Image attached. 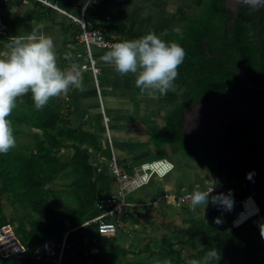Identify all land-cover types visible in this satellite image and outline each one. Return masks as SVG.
<instances>
[{
	"label": "trees",
	"instance_id": "1",
	"mask_svg": "<svg viewBox=\"0 0 264 264\" xmlns=\"http://www.w3.org/2000/svg\"><path fill=\"white\" fill-rule=\"evenodd\" d=\"M247 10L240 8L234 17L227 0H206L204 26L195 28L198 26L194 21H189L181 45L185 56L178 68L184 77V87L189 89L187 99H203L230 90L235 102L264 101V90L252 88L223 63L237 64L251 84H264V10H252L256 17L247 16ZM212 23L217 24L216 33ZM169 92L177 100L179 95ZM182 110V106L177 107L168 124V129L179 135L183 127ZM78 117L67 98H52L40 110L35 108L30 93L17 99L8 119L15 138L27 131L30 136L7 154H0V194L7 196L14 215L10 218L0 202L1 225L16 223L19 237L29 246L32 240L38 244L50 236L61 238L70 230L64 264H146L147 260L154 264L155 259L165 258H170L173 264H184L189 249L193 258H199L212 248L220 252L217 264H264L259 255L264 250V238L257 226L258 221H264V212L233 227V216L215 209L212 197H218L217 194L209 198L206 207L181 205L185 214L180 219L181 227L169 224L154 227L152 239L144 247L127 245L119 236L101 238L96 223L83 225L101 213L97 203L117 187L110 173L98 171V158L104 156L106 148L103 133ZM256 125L249 117L234 126L227 125V130L235 138H251ZM186 143L190 146L189 158L198 160L201 166L205 163L213 166L209 171L221 175L237 199L250 193L249 165L238 160L221 162L199 144ZM175 164L179 172L181 165ZM184 167L192 174V165L187 162ZM58 179L66 181L59 183ZM159 209L163 208L154 210ZM215 218L221 222L215 223ZM32 253L30 246L25 256L10 258L12 264H50Z\"/></svg>",
	"mask_w": 264,
	"mask_h": 264
},
{
	"label": "crops",
	"instance_id": "2",
	"mask_svg": "<svg viewBox=\"0 0 264 264\" xmlns=\"http://www.w3.org/2000/svg\"><path fill=\"white\" fill-rule=\"evenodd\" d=\"M49 1L55 3L60 8L70 11H77L75 6L79 7L88 3V18L101 27L108 36L119 38L121 41L136 39L149 31H154L166 43L175 42L180 46L183 41V31L188 26L190 17L205 2L204 0ZM0 7L9 27L7 37H0V51L5 50L9 37L31 32L33 28L42 24L43 29L41 31L50 36L54 41L58 55V65L62 69L68 68L72 62L80 65L84 61L85 49L82 50V44L77 42L76 24L60 11L37 0H30L28 3H23L20 0L1 1ZM108 50L93 47L100 67L98 87L93 74L90 71H86L81 79L85 88L84 91L70 88L67 94L60 96L61 98L68 99V104L78 114L80 120L94 129L98 126L99 130L103 133L106 148L104 156L98 158V165L101 164L102 171L106 173L109 172L107 163L111 150L108 144L104 113L109 117V134L116 156L120 163L129 168L141 162L153 160L147 158L149 156L146 154L147 151L144 150L145 142L148 139L150 140L152 136H157L158 134L165 136L172 131L168 129V124L171 114H173V111L177 107L182 106L183 108V122L186 111L193 113V110L187 109L185 106V103L189 99H187L188 93L184 94L183 92L189 91V89L183 85L184 77L182 73H178V77L174 81L176 85L175 93L179 95L177 100L174 101V93L170 92L159 96V98H154L147 94H142L135 87V77L132 74L121 76L115 72L111 65L101 60L103 54ZM66 52L72 54V61L63 59V55ZM181 135L184 137V141L188 142L182 133ZM204 172L207 171L205 170ZM209 173H212L211 175H218L213 172ZM166 178L153 179L148 187L140 189V195L149 198L164 189H181L182 187H186L178 182L173 184L171 182L172 177L164 181ZM196 183L200 184L201 182ZM1 186L0 181V189ZM201 186L200 189H194L191 186V191H200L205 188L204 185ZM148 189L149 195L146 194V190ZM137 192L138 190L129 195L130 201H141L135 197L136 194H139ZM8 203L10 202L8 201ZM4 210L7 213L5 206ZM12 224L14 225V223ZM120 239L127 245H130L127 243L125 236L120 237ZM35 242L37 240L30 241V244H32L30 246H39L42 243L37 244Z\"/></svg>",
	"mask_w": 264,
	"mask_h": 264
},
{
	"label": "clouds",
	"instance_id": "3",
	"mask_svg": "<svg viewBox=\"0 0 264 264\" xmlns=\"http://www.w3.org/2000/svg\"><path fill=\"white\" fill-rule=\"evenodd\" d=\"M43 25L33 28L23 35L11 36L0 51V154H7L16 146V138L11 121L8 119L16 107L17 99L31 94L37 110L43 109L50 99L67 94L70 88L84 91L80 79V67L70 63L62 69L58 65V55L53 39L44 34ZM185 53L175 42L163 41L154 31L131 40H122L111 45L101 60L111 65L121 76L132 74L135 87L142 94L154 98L175 91L174 81ZM63 59L72 61V54L66 52ZM251 173L248 178H251ZM210 192L195 190L189 195L193 208L209 203ZM212 202L229 206V197L222 200L212 197ZM214 222L219 224V218ZM257 226L264 238V221ZM190 251L184 255V264H217L220 252L217 248L207 250L202 257L193 258ZM154 264H173L170 258L155 259Z\"/></svg>",
	"mask_w": 264,
	"mask_h": 264
},
{
	"label": "built area",
	"instance_id": "4",
	"mask_svg": "<svg viewBox=\"0 0 264 264\" xmlns=\"http://www.w3.org/2000/svg\"><path fill=\"white\" fill-rule=\"evenodd\" d=\"M8 1V0H0ZM23 3H28L30 0H20ZM47 6L55 8L63 13L68 19L76 24L77 42L85 46V58L79 65L80 79L86 71H90L96 81L98 87V76L100 74V67L97 58L94 54L93 47L100 49H110L115 42H120L119 38L110 37L99 26H97L87 16L88 3H85L75 8L77 11H70L60 8L55 3L49 0H37ZM8 24L4 18L2 8L0 7V37H7ZM105 127L107 131L108 144L111 150L108 159V167L110 174L115 178V186L117 189L104 197L97 203V207L101 213L84 223L83 225L93 222L97 224V235L101 238H114L120 234V229L125 231L121 218L123 216L129 218L130 212L135 206H144L148 209H156L169 206H181L190 204L189 195L193 192L186 187L181 189H164L157 192L147 200L139 202H132L129 200V195L142 189L153 181V179H163L171 174L176 167L174 161L169 158H156L149 161L139 163L134 167L124 166L119 162L112 139L109 134V117L104 113ZM102 170L101 164L98 165V171ZM200 191L210 192L211 197L217 194L219 199L229 197L231 203L225 206L222 203H215V209L232 215L231 225L238 227L250 218L258 215L262 211V207L253 193H248L242 199H237L223 184L210 185ZM70 230L66 231L61 238L47 237L38 246L32 247V255L38 259H44L50 264H64L66 250L69 246L68 234ZM30 250V246L24 243L19 237L15 225L12 223L0 224V263L2 260H7L13 257L25 256Z\"/></svg>",
	"mask_w": 264,
	"mask_h": 264
},
{
	"label": "rangeland",
	"instance_id": "5",
	"mask_svg": "<svg viewBox=\"0 0 264 264\" xmlns=\"http://www.w3.org/2000/svg\"><path fill=\"white\" fill-rule=\"evenodd\" d=\"M204 1L205 2H203L199 10L189 19V21L193 20L194 24L198 26L195 28H200L204 26V22H205L204 18L206 16V0ZM211 26L214 27L213 30L216 33L215 30L217 24L212 23ZM81 47L82 50L85 49L84 45H81ZM188 92L189 91H184L183 93L186 94ZM196 100H189L188 102H186L185 106L187 107V109L188 108L191 109L192 105L196 102ZM95 128L98 132H101L98 126H96ZM172 131L170 133H167V135L165 136L161 134H158L157 136H152V138H150V140L148 139V141H146L144 145V150L147 151L146 154H148L149 156L147 158L155 159L159 157H168L175 163L181 165L179 172L174 170L164 181L172 177L171 182L173 184H175V182L182 183L184 186H186L188 190H191V186L194 189H200L202 187L201 185H204L205 188L210 185H218V184L225 185L221 175H214V174L211 175L212 173H209L208 171L204 172L205 170L202 169L203 167H201L198 160L196 161V159L194 158H189L190 146L184 141V137L182 135H179L178 133ZM29 136L30 134L28 131L23 134H19L18 137L16 138V144L29 140ZM187 162L193 166L191 171L192 174H190V169L184 167L185 163ZM199 165L200 167H198ZM209 166H210L209 163H205V167L209 168ZM210 167L213 168V166ZM108 171H109L108 173H110L109 167H108ZM191 175L194 176V178L196 176V179H194ZM58 181L59 183H63L66 181V179H58ZM195 182H201V183L195 184ZM139 192H141L140 189L138 190L137 193ZM135 197L137 200L148 199L147 196L140 195V193L136 194ZM0 201L4 204L6 211L9 214V217L13 218L14 217L13 208L11 207V202L8 203V200L6 201L5 194L0 195ZM162 208L163 209L152 210L146 207L144 209V206L133 207V210L130 212L129 218L125 216L121 218L126 229L125 231H123L122 234H119L120 235L119 237L125 236L127 243H129L130 245H140L144 247L152 239L154 227H160L164 224H169L173 228L181 227L180 219L182 215H185L184 211L181 209V206L172 207L168 209L167 207H162ZM154 236H156V234H154ZM189 251L192 250L189 249L188 252ZM2 264H12V260L11 259L4 260ZM146 264H153V262L147 260Z\"/></svg>",
	"mask_w": 264,
	"mask_h": 264
},
{
	"label": "flooded vegetation",
	"instance_id": "6",
	"mask_svg": "<svg viewBox=\"0 0 264 264\" xmlns=\"http://www.w3.org/2000/svg\"><path fill=\"white\" fill-rule=\"evenodd\" d=\"M235 1L237 2V0ZM240 8L248 9L249 11L247 10L248 12L246 15L249 17H256L257 15L256 13L252 12V10H255L254 8H249L241 4L235 5L234 3L228 6V9L231 10V14L234 17L237 16ZM206 44L207 41L204 38V54L207 53L206 48L208 47L206 46ZM223 63L226 68L235 72L236 74H238L237 72L241 73L240 68L237 64L227 63L226 61H223ZM231 102L236 103L231 97L230 90H225L221 94L216 96H210L203 99L199 98L191 107L193 113L189 111L185 112V119L182 125L183 127L181 133L185 136L186 140L189 143L199 144L202 148L210 150L221 160V162L238 160L240 162H245L247 165H249L254 152L253 138H242L241 136L235 138L227 130V125L234 126L238 121H245L249 117L253 119L254 124H257V119L254 116H245L243 118H239L233 123H227L223 131L220 129L219 126H215L212 129H208L207 124H202L200 118H198L201 109L209 105L218 106L219 108L222 107V112L225 114L227 112L228 105ZM254 128L255 126H253V130ZM202 167L206 171H209L211 169L210 166L208 168L205 167V165H202Z\"/></svg>",
	"mask_w": 264,
	"mask_h": 264
},
{
	"label": "water",
	"instance_id": "7",
	"mask_svg": "<svg viewBox=\"0 0 264 264\" xmlns=\"http://www.w3.org/2000/svg\"><path fill=\"white\" fill-rule=\"evenodd\" d=\"M233 3L235 5L241 4L249 8L264 10V0H237V2L235 0H227V6ZM237 73L252 88L264 90V84L262 86H255L241 73ZM222 111V107L209 105L201 109L198 118H200L202 124H207L208 129L219 126L222 131L227 123H233L239 118L251 115L257 119V125L252 132L254 152L249 163L250 173L252 174L249 181L250 192L256 195L264 212V101L231 102L228 105L227 112L224 114ZM259 255L264 258V250Z\"/></svg>",
	"mask_w": 264,
	"mask_h": 264
}]
</instances>
